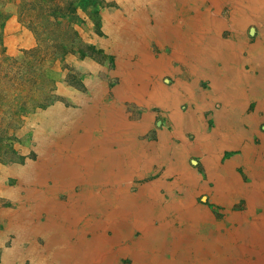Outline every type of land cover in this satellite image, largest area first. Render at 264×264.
Here are the masks:
<instances>
[{"label":"crops","instance_id":"0c3cea01","mask_svg":"<svg viewBox=\"0 0 264 264\" xmlns=\"http://www.w3.org/2000/svg\"><path fill=\"white\" fill-rule=\"evenodd\" d=\"M182 4L185 3L163 6L151 2L146 10L147 3L138 9L133 20L138 23L152 21L154 31L151 29L150 37L139 33L126 35L131 36L129 40L133 42L147 43L141 46L143 50L128 69L130 77L116 85L110 96L95 94L91 100H86L84 119H74L83 122V131L76 130L75 121L69 122L74 130L64 132L65 137L75 140L74 143L84 142L85 149L79 153L70 146L72 150L66 151L79 153L75 156L77 161L89 160L88 168L95 171L97 177L93 178L88 171V175L78 178L77 183L89 187H138V190L151 183L159 190L165 188L173 196H180L185 189L182 179L191 174L196 181L195 193H209L214 203L230 208L243 199L252 204L256 199L254 195L264 196V46L250 52L218 47L214 53L191 56L188 64V43L195 42L199 50L209 48L213 36L208 34L205 37L202 32L195 37L187 34L198 30L187 29L192 20H196L197 13L192 16L187 12L191 5ZM160 20L167 22L164 33L157 23ZM250 21L253 19L226 30L244 35ZM132 30L126 29L125 32L131 33ZM223 32L215 36L220 40L229 39L231 34L225 37ZM248 40L250 43L255 41ZM153 41L168 50H153L155 47L149 45ZM160 61L161 65L156 67ZM143 81L146 84H141ZM155 82L165 89L162 104L154 103L152 99ZM62 152L65 150L58 149L57 153ZM240 167L244 172L243 186L239 185ZM224 182L235 188L226 203L218 200L213 191L216 184ZM245 212L248 217L253 215L250 209ZM225 213L226 216L237 215L230 210Z\"/></svg>","mask_w":264,"mask_h":264},{"label":"rangeland","instance_id":"374dc122","mask_svg":"<svg viewBox=\"0 0 264 264\" xmlns=\"http://www.w3.org/2000/svg\"><path fill=\"white\" fill-rule=\"evenodd\" d=\"M158 1L83 0L81 4L80 0H75L76 8L71 20L67 19L69 14L60 18L62 22H69V34H75V41L61 44L58 47H47L46 42L48 41L41 44L38 42L33 26L39 20V10L31 8L20 10V0H8L6 3L5 8L9 15L3 28L2 46H0V77L4 72L8 75L12 74L9 71L8 62L4 59L5 56H8L13 61L17 60V64H26L28 61L39 64L43 68L46 79L43 83L38 82L39 84L27 83L23 93L27 97L24 98L27 108L20 109L19 113L13 115L15 117L9 118L10 116H5L4 110H0V152H5L6 156L5 160H0V264L61 263L57 262L56 258H51L52 247L54 248L55 245H52L49 250L43 251L46 241L55 233V228L52 225H43L49 221L48 213L46 210H39L35 207L44 198L41 193L45 187L52 188V177L54 176L51 174L55 172V165H51V170L49 169L45 173L48 174V177L44 179V187L37 183L33 184L28 179H21L22 174L31 168L30 165L37 164L42 158L52 156L56 161L68 154V152H57L58 149L61 151L63 139H67L65 138L67 134L64 132L70 129L72 121L84 119L86 100H91L95 94L101 97L107 94L110 96L111 90L116 85L130 77L128 69L138 58L139 51L143 50L141 46H146L147 43L129 40L130 37L126 36L129 32L125 31L133 28L132 32H134L139 24H144L152 35L154 31V27L151 28L152 21L138 23L133 18L145 3H147V7H144L146 10L151 2L159 5ZM170 1L172 2V0ZM176 1L191 5L187 12L192 16L203 7L196 3L198 0ZM209 4L207 2L204 7H209ZM230 4L231 1L228 2L227 7H230ZM145 12L147 13V11ZM259 22L260 19L254 17L252 22L247 23L244 31L246 38L254 41L260 36L262 24ZM127 23L131 25H127ZM135 23L137 24L134 25ZM157 23L164 33L167 23L164 20ZM231 33L230 30H225L223 36L227 37ZM149 45L155 47L153 50L157 52L168 50V47L164 49L154 41ZM163 81L166 80L163 79ZM13 82L2 85L4 91L10 96L11 102L14 98L16 99L19 92L17 85ZM29 98L34 100H29ZM13 103H17V100ZM19 106L20 102L17 108ZM10 107L12 108V106ZM77 121H75L77 123L76 130L81 132L84 130L83 122ZM53 126L58 128L53 129ZM4 129L6 131H3ZM71 129L73 130L74 127ZM54 131L55 134H53ZM2 136L4 137L2 138ZM62 137L64 138L61 139ZM53 147L56 148L55 151H53ZM239 171H237L238 178H240L239 185L243 186L245 180H243L242 167L239 168ZM86 188V185L78 184L67 188V190L57 189L54 198L65 208L68 201L83 200L79 193L85 191ZM137 190L138 187L130 188L132 192ZM183 190L186 191V189ZM159 192L167 200L172 196L165 188H161ZM193 196L196 206L206 210L213 220L223 226L218 230L220 236H236L237 230L245 232V234H240V237L236 236V241L231 240L221 248L229 245L232 246V249L243 246L246 248L255 246L258 249V246L251 241L252 236L249 235V230L251 221L264 217L263 195L257 194L254 197L252 195L257 199L252 204L246 203L242 199L241 202H236L233 206L230 205V208L212 202V198L207 192L198 191ZM248 209L253 211V215L249 217L244 216ZM228 210L235 211L237 215L226 216L225 212ZM58 218L60 221L61 216ZM61 221L64 226L72 223L71 219L64 220L63 216ZM164 221L154 218L152 224L161 225ZM51 222L53 223V221ZM177 223V221L174 222V225ZM35 225L38 227H34ZM70 226L71 243H78L80 238L88 242L95 234V231L86 229L82 222ZM101 231L110 237L114 233V228L109 226L108 230ZM259 231L260 229H257V233ZM213 233L215 235L217 231ZM141 236L142 231L136 229L132 237L138 240ZM171 241V236L168 234L162 246L163 258L170 256ZM215 251L216 249L213 248L212 252ZM263 252L261 253L264 256ZM261 253L252 255L246 254V251L242 255L238 253L237 257L242 260H236L234 264H259L258 258L262 256ZM131 263L132 255L130 253L117 255L114 262V264ZM91 264H98V262L92 261Z\"/></svg>","mask_w":264,"mask_h":264},{"label":"bare ground","instance_id":"6f19581e","mask_svg":"<svg viewBox=\"0 0 264 264\" xmlns=\"http://www.w3.org/2000/svg\"><path fill=\"white\" fill-rule=\"evenodd\" d=\"M230 1V7H228L229 9L226 10V6ZM172 2H175L174 4L178 3L176 0H172ZM172 2L170 0H159L157 3L159 5L168 6L171 5ZM207 2L210 3L209 7H204ZM196 3H199V6L203 7L199 12H197L196 18H198V21L195 20L196 22H194L192 20V23L187 29L190 30V28H193L195 31L196 29L198 30L196 33L187 34L193 37L197 36V34L200 32H202L205 37L209 36L208 34H210V36H213V41L211 42V47L203 48L201 50L196 48V46L198 45L195 42L188 43L187 59L191 58V56L193 57L195 54L200 56L202 53H214L218 49V47H224L225 49L233 50L236 52H250L260 50V48L264 46V0H198L196 1ZM254 17L260 19L259 23L262 24V31L260 36L252 43H250V41L246 39V37L242 33H236V35L231 34L229 36V39L223 40H220L215 36L219 35L221 32L228 28L235 29L236 26L242 25L248 19L252 20ZM196 25L197 27H195ZM136 33L147 36L150 35L147 26H145L144 24H139L134 32L127 34L136 36ZM202 34H200V37L202 36ZM188 64H190V59L188 61ZM160 65L161 61L158 62L156 67H159ZM141 84H146V81L141 82ZM154 84V96L152 99L154 100V103L162 104V101L164 102L165 99V89L159 87L156 82ZM255 99H257V97ZM257 103L259 102H256V104ZM254 109L256 108L254 107ZM56 128L58 127L53 126V129ZM70 129H68L69 133H71L70 131L72 130ZM248 133L250 134V132ZM53 134H55V131L53 132ZM74 141L75 140L73 139H63L60 147L61 151L65 150V152H68L66 150H72L70 146H73V150L82 153L85 149L83 145L84 142L74 143ZM227 142L229 141L227 140ZM183 143H186V141L184 140ZM233 144L231 145L233 146ZM79 153L68 152V154H65L63 157L59 158L56 161L52 156L42 158L37 162V164L30 165L31 168L25 171L21 177V179H28L31 183H37L40 184V186L44 187V179L48 177V174L45 173H47L49 169L51 170V165H55V172L51 174L54 176L52 177L53 189H48L47 187H45V190L41 193V196H44V198L41 199V202L37 203V206L35 207L39 210H46L48 213L49 221L47 223L45 222L43 225H52L55 228V233L46 241L45 246L43 247V251L49 250L52 245H55L54 248L52 247L53 252L51 258H56L57 262H61L60 264H91L92 261L98 262V264H114L117 255H125L128 253L132 255L131 264H234L236 260H242L241 258L237 257L238 253L242 255L243 252L246 251V254L252 255L264 251V217L260 219L255 218L253 221H251V228L249 230V235L252 236L251 241L253 244L258 246V249H256L255 246H252L251 248H246V246H243L238 249H232V246L229 245L227 247L221 248V246L227 245L229 242H231V240L236 241V236L240 237V234H245V232H240L237 230L236 236H220L218 230L223 226L219 222L213 220L206 210L196 206L193 201V195L197 188L194 184V182H196L195 178L191 174H187V177L184 176V178L182 179V182L185 183L186 188H184L186 189V191L182 189V195H172L169 200L165 199L164 195L159 192V188L157 185L151 183L148 185L140 186L139 190L136 192H130V189L127 187H105L102 185H96L91 187L86 186V190L79 193L83 200H75L74 202L68 201L67 205L64 208V205L62 203H59L55 200V190H67V188L79 184L77 183V181H79L78 178H85L88 175V171H90V169L88 168L89 160H75L76 154ZM110 166H112V164ZM173 170L174 167L171 168V171ZM90 172L93 178H97L95 176V171ZM175 182L178 183L179 181ZM216 185L217 186H215L214 188L215 197L218 200H222L226 203V201H228V198L233 194L235 188L232 187V185L228 182H224L222 184L218 183ZM173 188L178 189L179 186H174ZM35 191L33 190V192ZM246 215L247 212L244 214V216ZM59 216H61L60 221H58ZM62 216L64 217V220L71 219L72 223L68 224L67 226L62 225ZM167 216H171L173 218ZM77 218L79 219L77 220ZM154 218H160L165 221L161 225H153L152 222ZM51 221H53V223ZM176 221L178 223L174 225V222ZM80 222L83 223V226L86 229L95 231V234L92 235V238L89 239L88 242H85L80 238V241L78 243H71L70 238L72 232L70 225H76ZM36 226L37 225H35L34 227ZM109 226H112L114 228V233L110 237L106 236L105 233H102L101 231L108 230ZM136 229L142 231V236L138 238V240H135L132 237ZM257 229H260L258 233ZM214 231H217V234L214 235ZM168 234H170L172 239L170 243V256L163 258L162 246L164 245L165 239ZM213 248L216 249L215 252H212ZM192 253H194V255H192ZM261 255L262 256L258 258V261L259 264H264V256L262 253Z\"/></svg>","mask_w":264,"mask_h":264},{"label":"trees","instance_id":"16d2710c","mask_svg":"<svg viewBox=\"0 0 264 264\" xmlns=\"http://www.w3.org/2000/svg\"><path fill=\"white\" fill-rule=\"evenodd\" d=\"M74 1L75 0H20L19 9L24 10L31 8L39 10V20L37 24L33 26L38 42L41 44L42 42L48 41L46 42L47 47H58L61 44H68L75 41V34H69V22H62L60 19L69 14L67 19L68 21L71 20L76 8V3ZM80 1L82 4L83 0ZM7 2L8 0H0V46H2L3 28L9 15V12L5 8ZM4 59L8 62L7 65L12 74L8 75V73L4 72L0 77V110L5 111V116L13 118L15 117L13 115L19 113L20 109L27 108V103H24V98L27 97L23 94L27 83H43L46 78L43 68L39 64L29 61L26 62V64H17V60L13 61L8 56H5ZM10 82L16 84L19 89L16 99L14 98L12 102L10 101V96L4 91V87L2 86ZM32 99L33 98H29V100ZM15 100H17V103H13ZM19 102L20 106L17 108ZM10 106H12V108ZM3 131L6 130L4 129ZM3 137L4 136H2V138ZM5 157V152H0V160H5Z\"/></svg>","mask_w":264,"mask_h":264},{"label":"water","instance_id":"95a60500","mask_svg":"<svg viewBox=\"0 0 264 264\" xmlns=\"http://www.w3.org/2000/svg\"><path fill=\"white\" fill-rule=\"evenodd\" d=\"M251 29H252V31H253L254 28L252 27Z\"/></svg>","mask_w":264,"mask_h":264}]
</instances>
